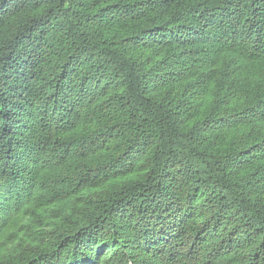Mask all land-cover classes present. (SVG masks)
Segmentation results:
<instances>
[{
    "label": "trees",
    "instance_id": "16d2710c",
    "mask_svg": "<svg viewBox=\"0 0 264 264\" xmlns=\"http://www.w3.org/2000/svg\"><path fill=\"white\" fill-rule=\"evenodd\" d=\"M0 264H264V0H0Z\"/></svg>",
    "mask_w": 264,
    "mask_h": 264
}]
</instances>
